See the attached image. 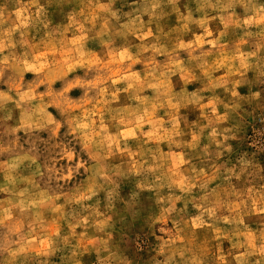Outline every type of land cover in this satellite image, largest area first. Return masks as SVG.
Here are the masks:
<instances>
[{"label": "rangeland", "instance_id": "374dc122", "mask_svg": "<svg viewBox=\"0 0 264 264\" xmlns=\"http://www.w3.org/2000/svg\"><path fill=\"white\" fill-rule=\"evenodd\" d=\"M0 264H264V0H0Z\"/></svg>", "mask_w": 264, "mask_h": 264}]
</instances>
